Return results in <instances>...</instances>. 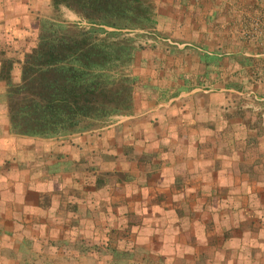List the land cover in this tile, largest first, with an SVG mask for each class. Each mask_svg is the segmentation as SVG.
<instances>
[{
	"label": "rangeland",
	"instance_id": "1",
	"mask_svg": "<svg viewBox=\"0 0 264 264\" xmlns=\"http://www.w3.org/2000/svg\"><path fill=\"white\" fill-rule=\"evenodd\" d=\"M141 5L147 8L145 13L138 15L135 22L122 19L120 21L122 25L117 27L90 22L65 5L55 4L51 0H42L37 6L27 8L28 10L18 7L19 13L16 17L25 19L28 27L36 35L35 39L37 34L51 26L92 30L94 39H102L110 45L107 47L109 51L107 62L102 67L93 68V72L101 74L106 88L122 91L121 86L129 87L128 101L118 100L117 103L110 101V104L105 106L109 109L107 112L99 116H84L80 122L81 127L76 130L52 136L16 133L21 142L31 143L37 149L43 148L45 142H58L60 143L58 151L63 154V157L55 160L57 162L50 165L48 170L46 167L33 164L25 168L18 177V171L12 169V176L15 177L12 182L16 185L12 190L19 193L23 188L30 205L27 210V223L32 224L34 220L41 218L44 223L54 224L52 221L58 219L60 228L67 223V221L63 222L65 218H68V222H75L70 220L73 213L82 212L83 208H86L83 200L78 203L76 199L72 200L77 194L90 196L91 208L94 211L92 210L87 218L90 216L92 222L98 223L100 216L97 205L102 201L100 197L109 194L115 182L117 192L123 193L124 197L131 192L136 193L139 187L141 191L147 189L151 194L169 189V185L165 183L166 179L161 178L160 175L163 177L165 174L168 177L172 170L169 168L167 171L157 167L158 165H149V158H159L155 155L150 156V152L155 151L161 153L160 159L171 160V164L174 163V156L177 155L178 158L182 155L181 159L193 161L198 171L213 164L216 167H213L209 174L217 178L237 174L239 169L249 168L247 165H252L251 174L264 177V132H257V142L252 144V142L247 143L245 138L253 132L249 133L244 125L239 129L224 127L223 139H229L232 130L237 137L231 147L230 155L222 153L219 149L215 154L211 153L212 149L207 141L202 143L198 153L197 146L192 145L191 136L186 139L184 148L174 151L173 145L176 143L174 136L181 134V128L186 125L179 126L171 116H166V112L172 107L175 114L178 110V106L175 105L182 98L192 99L195 95L201 103L206 99L207 102L209 101L212 115L214 112L220 115L234 110H244L246 114L257 111L264 113V0H141ZM209 10L215 11L213 21L206 17ZM138 12L141 13L142 10ZM14 16L15 14L10 13L9 16L4 17ZM6 55L11 53L8 51ZM180 86L182 87L179 88ZM189 105L187 104L186 107L184 105L185 114L190 113ZM202 107L201 104L195 109L200 118L205 117ZM178 116L180 117V114ZM152 117L159 124L154 125L153 122L147 121ZM166 120L169 122L166 127L173 130L170 135L160 132L165 127ZM235 120L242 123L243 118L236 116ZM145 122L149 124L148 133L158 130V137L151 138L147 142L141 137L132 149L129 148L131 150L128 154L123 153V144L132 141L124 142L123 138H120L117 139L121 140L120 145L114 147L112 138L114 131L120 135L131 124L144 127ZM192 128L197 130L196 126ZM167 136L169 140H166ZM158 138L167 144V149L162 150L158 146L160 145ZM102 139L104 144L109 146L102 148L101 154L97 153L95 158L89 156L90 150L99 148ZM72 153L81 158L77 165L67 157ZM248 157L250 159H247ZM245 158L247 160H244ZM146 169L153 170L151 178L157 183L147 185L144 182ZM98 173L104 179L100 183L98 181L95 183L94 179L97 178ZM128 174L134 181L128 183L135 185H119L118 182L126 179ZM203 185L204 188H214L215 198L212 199L214 204L221 206L227 201H232V193L223 192L222 188L229 185L233 187L232 184L225 182L203 183ZM104 186L106 189L103 188ZM238 195L241 194L238 192ZM34 200H37V207ZM103 201L109 208V200ZM207 201L210 202V197ZM131 206L129 199L128 202L118 203L116 208L122 210ZM81 216L83 217L82 213L76 221L81 222ZM208 216L213 217L211 222L215 221L214 215L208 214ZM120 218H123L120 225L130 221L128 216L122 215ZM225 219V215L219 214L217 221L213 223V229L217 227L221 229L222 225H225ZM27 229L25 241L22 231L10 234L11 250L15 251L19 258L35 255V244L30 243L29 240L39 239V234L34 232L31 226ZM81 232L84 234L89 231L83 229ZM67 233L66 231L65 235ZM69 234L75 239L78 238L80 231L71 230ZM123 234L129 236L131 232L127 231ZM66 247L63 246L62 249L67 251ZM43 254L50 255L48 251ZM125 257L130 259L127 254L122 258ZM59 261L66 264L65 259Z\"/></svg>",
	"mask_w": 264,
	"mask_h": 264
},
{
	"label": "crops",
	"instance_id": "2",
	"mask_svg": "<svg viewBox=\"0 0 264 264\" xmlns=\"http://www.w3.org/2000/svg\"><path fill=\"white\" fill-rule=\"evenodd\" d=\"M11 2L12 0H0V23L10 20L11 18L4 16H9L12 13L15 14L12 17V23L16 22L18 28L24 25L28 26L24 18L16 17V14L19 13L18 9L13 12L9 11ZM13 2L18 8L20 0H13ZM20 7L22 10H28L21 5ZM206 17L213 21L215 11L209 10ZM4 26L2 23L0 30L4 29ZM2 86L3 82L0 80V95ZM191 100L189 97L182 98L178 104L184 102L186 107ZM247 115L252 120L257 119L253 122H257V126L251 128V132L259 133L262 124L264 125V113L248 112ZM167 125L165 124V127L160 131L162 134H165ZM181 134L197 136L198 132L186 125L181 128ZM6 137L12 139L18 135L11 133L4 126L0 127V138L7 139ZM210 139L213 140L212 136ZM205 141L204 138L198 144L192 145L197 146L196 151L198 152ZM211 149V153L215 154L214 147ZM181 156L179 155L178 158L177 155L174 156L173 165L170 163L171 160L160 159V157L149 158V165L154 164L153 166L158 165L157 167L161 169L169 171L170 168L172 170L168 177L165 174L163 177L160 175L161 178L166 179L165 183L169 185V189L151 194L147 192V189L141 191L139 187L136 193L131 192L130 195L127 194L128 196L124 197L123 193L117 192V183L115 182L109 194H103L100 197V201H102L99 204H101L97 205L100 216L98 223L92 222L90 216H88L89 219L87 218V215L91 214L92 210L94 211L91 208L90 201L92 199L90 196L77 194L76 198L74 197L72 200L76 199L77 203L83 200L86 208L84 207L82 212L73 213L72 220L75 222L67 221L60 228L58 219L52 221L54 224L44 223L41 218H37L38 220H34L32 224L26 222L27 210L30 206L27 202L26 191L23 188L19 193L12 190L16 186L12 182L15 178L12 176V170L5 171L0 164V190H2L0 192V264H63L59 259H65L66 264H114L120 262L135 264L144 262L148 264H264V177L251 174L252 167L250 168V166L252 165H247L249 168L239 169L237 174L217 178V176L209 174L213 167H216L213 164L209 165V168L198 171L193 161L181 159ZM150 170L144 171L146 178L143 181L147 185L157 183L156 180L154 182V178H151L153 170ZM17 171L18 175L23 172V170ZM98 174L100 175V173ZM102 179H104L103 176ZM121 181L118 184L122 186L135 185L128 183L133 181L129 174L126 179ZM225 182L233 185V187L231 185L222 187L223 192L230 191L232 193V201H227L219 206L212 201L215 198L213 197L214 188H204L203 183ZM103 188L106 189L105 186ZM122 188L120 187V189ZM238 192L241 195L237 196ZM114 196L115 198H113ZM208 197H210V202L207 201ZM129 199L132 203L129 209L118 210L116 208L118 203L128 202ZM103 200H109V208ZM34 203L37 207V200H34ZM81 213L83 215L81 222L76 221ZM208 214L214 215L215 221L219 214L225 215V225H222L221 229L218 227L213 229L215 221L211 222L213 217ZM122 215L128 216L130 221L127 220L128 222L120 225L123 219L120 218ZM29 226L39 234V239L29 240L30 243L35 244V255L19 258L16 252L11 250L12 238L10 234L22 231L24 232L22 234L23 241H25L27 240L25 231ZM83 229L89 232L83 234L81 232ZM71 230L80 231L78 238L70 237ZM66 231L68 233L65 235ZM127 231L131 232L129 236L123 234ZM63 246H67V251L62 249ZM47 251L50 255L43 254ZM124 254L129 255L130 259L122 258Z\"/></svg>",
	"mask_w": 264,
	"mask_h": 264
},
{
	"label": "trees",
	"instance_id": "3",
	"mask_svg": "<svg viewBox=\"0 0 264 264\" xmlns=\"http://www.w3.org/2000/svg\"><path fill=\"white\" fill-rule=\"evenodd\" d=\"M41 1L20 0L17 6L32 8ZM51 1L65 5L90 22L112 27L122 25L120 22L122 19L135 22L136 17L145 13L147 9L146 6L141 5V0ZM15 9L18 8L12 0L9 11L13 12ZM138 10L142 12L139 13ZM12 20L13 18L0 23V26L2 23L5 25L4 29L0 30V80L3 82L0 95V127L4 126L8 131L23 135H57L80 128V122L84 116H99L107 112L109 109L105 106L110 104V101L117 103L118 100L122 102L129 100V87L121 86L122 91L106 88L101 74L93 72V68L102 67L107 62L109 57L107 47L110 45L102 39H94L92 30L51 26L37 34V39H35L36 35L30 27L24 25L18 28L16 22L12 23ZM8 51L11 55H6ZM203 96L204 94L201 97ZM201 104L205 112L204 118H200L195 110ZM175 106H178L175 114L172 107L166 112V116H171L179 126H196L198 134L197 136L191 134L192 144H198L205 138L210 143L209 145L214 147L215 153L219 149L222 153L231 154L236 134L232 130L231 137L223 139L224 127L239 129L244 125L250 133L251 128L257 126V122L253 123L257 119H250L244 110H234L220 115L214 112L212 115L209 101L207 102L206 99L201 103L196 95L190 102L189 114L183 112V103ZM236 116L243 118L242 123L236 122ZM147 121L153 122L154 125L159 124L153 117ZM145 124L144 127L131 124L126 131H122L121 136L114 131L112 136L114 147L121 143V140L117 139L123 138L124 142L132 141L129 144H123L122 151L128 154L141 137L146 142L158 137V130L150 134L147 131L149 124L147 122ZM166 124L169 125V122L167 121ZM263 126L262 124L260 132H264ZM165 132L170 135L173 130L166 127ZM188 136L190 135L179 133L174 136L176 141L173 145L174 151L184 148L183 145ZM211 136L213 140L210 139ZM245 139L247 143L257 142L256 134H250ZM166 140H169L168 136ZM45 143L43 148L37 149L31 143L21 142L18 137L0 138V164L5 171L13 168L21 171L33 164L42 168L46 167L48 170L50 164L57 162L55 160L63 157V154L58 151L60 143ZM158 144L162 150L168 147L159 138ZM99 145V148L95 147L90 150L89 156L95 158L97 153L101 154L102 148L109 146L104 144L103 139ZM150 153V156H161V153L157 151ZM67 157L75 165L81 159L74 153ZM102 180V177L98 175L94 182L100 183ZM65 221H68V218L63 219V222Z\"/></svg>",
	"mask_w": 264,
	"mask_h": 264
},
{
	"label": "built area",
	"instance_id": "4",
	"mask_svg": "<svg viewBox=\"0 0 264 264\" xmlns=\"http://www.w3.org/2000/svg\"><path fill=\"white\" fill-rule=\"evenodd\" d=\"M77 23H82L81 21H77Z\"/></svg>",
	"mask_w": 264,
	"mask_h": 264
}]
</instances>
